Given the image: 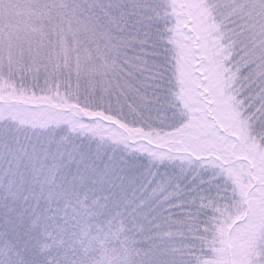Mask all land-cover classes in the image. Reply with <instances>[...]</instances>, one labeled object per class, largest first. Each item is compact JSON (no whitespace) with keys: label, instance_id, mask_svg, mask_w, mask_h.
Segmentation results:
<instances>
[{"label":"snow or ice","instance_id":"6c2138e0","mask_svg":"<svg viewBox=\"0 0 264 264\" xmlns=\"http://www.w3.org/2000/svg\"><path fill=\"white\" fill-rule=\"evenodd\" d=\"M0 264H264V0H0Z\"/></svg>","mask_w":264,"mask_h":264}]
</instances>
